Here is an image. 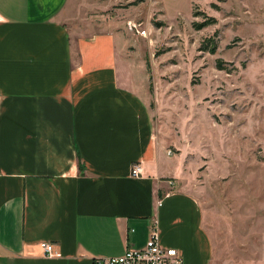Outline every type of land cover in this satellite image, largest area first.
<instances>
[{"label": "crops", "instance_id": "0c3cea01", "mask_svg": "<svg viewBox=\"0 0 264 264\" xmlns=\"http://www.w3.org/2000/svg\"><path fill=\"white\" fill-rule=\"evenodd\" d=\"M69 1L0 0V264H95L143 249L153 228L184 264H215L122 36L106 23L71 30Z\"/></svg>", "mask_w": 264, "mask_h": 264}, {"label": "rangeland", "instance_id": "374dc122", "mask_svg": "<svg viewBox=\"0 0 264 264\" xmlns=\"http://www.w3.org/2000/svg\"><path fill=\"white\" fill-rule=\"evenodd\" d=\"M67 11L71 30L106 23L122 36L156 143L178 165L173 186L204 210L214 263L264 264V0H70Z\"/></svg>", "mask_w": 264, "mask_h": 264}, {"label": "built area", "instance_id": "2783aa9c", "mask_svg": "<svg viewBox=\"0 0 264 264\" xmlns=\"http://www.w3.org/2000/svg\"><path fill=\"white\" fill-rule=\"evenodd\" d=\"M132 29H137V25H131ZM146 33L144 32V35ZM142 175V168L134 166L132 176ZM45 256L57 257L58 252L54 244L42 242L40 244ZM95 264H184L180 252L176 248L164 247L160 244L157 228H153L150 237L143 249H128L126 253L119 257L97 258Z\"/></svg>", "mask_w": 264, "mask_h": 264}, {"label": "trees", "instance_id": "16d2710c", "mask_svg": "<svg viewBox=\"0 0 264 264\" xmlns=\"http://www.w3.org/2000/svg\"><path fill=\"white\" fill-rule=\"evenodd\" d=\"M208 23H209V24H211V23H215V19H213V18L209 19V22H208ZM215 50H216V46L214 45L213 48L211 49V51L214 53Z\"/></svg>", "mask_w": 264, "mask_h": 264}]
</instances>
